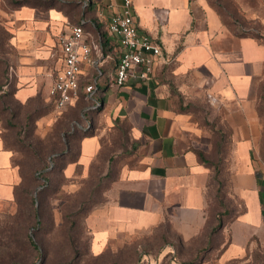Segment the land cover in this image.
I'll return each instance as SVG.
<instances>
[{
	"label": "crops",
	"instance_id": "1",
	"mask_svg": "<svg viewBox=\"0 0 264 264\" xmlns=\"http://www.w3.org/2000/svg\"><path fill=\"white\" fill-rule=\"evenodd\" d=\"M58 1L10 10L0 0V20L21 104L51 96L59 36L81 25L90 46L66 108L79 119L58 193L88 202V255L120 257L151 237L163 243L156 257L172 259L178 242L190 258L204 251L200 264H264V40L241 29L224 0H130L136 26L162 55L148 79L119 87L120 49L107 25L121 0ZM230 1L238 13L249 0ZM54 122L41 117L38 135ZM15 159L0 140V204L14 201Z\"/></svg>",
	"mask_w": 264,
	"mask_h": 264
},
{
	"label": "trees",
	"instance_id": "2",
	"mask_svg": "<svg viewBox=\"0 0 264 264\" xmlns=\"http://www.w3.org/2000/svg\"><path fill=\"white\" fill-rule=\"evenodd\" d=\"M6 2L11 10L20 6H29L40 10L61 8L62 6L58 0H7ZM223 9L227 12L226 8ZM9 67L6 58L4 61H0V74L4 81H7ZM2 86L3 83H0V89ZM52 99L54 102V98ZM29 104L30 100L23 105L28 107ZM42 113L28 112L24 117L23 125L8 123L9 127L16 130V141L21 145V148L23 147L22 149L14 148L5 143L6 150L22 155V160L15 159L14 161L21 180L13 191V200L16 206L21 207V202H23L26 207V214L23 216V220L18 223L20 230L25 232L21 243L26 249L28 248L36 254L39 258L38 264H50V260H54V264H80L82 258H89L92 264H119L112 259L129 256L126 251L133 247L132 244L126 247L123 256L120 257L105 259L88 255L87 239L81 238L84 232L82 220L86 214L85 206L88 202L87 200L79 201L78 196H75L74 200L72 195L64 196L62 199L58 195L59 188L64 182L61 175L66 162L64 151L66 147L70 148L69 139L72 137L70 134L71 121L66 120L65 122L64 119H67L65 115L52 126L51 131L43 139L34 143L30 139L33 136L35 122L46 114V112ZM4 140L5 138H2L1 135V141L4 142ZM50 161L52 166H50ZM58 198L63 203L60 205L59 220L57 221L49 200ZM219 203L221 204L220 201ZM49 234H61L62 238L56 240L57 243H53V239L47 237ZM83 242L86 244H82ZM9 243H5L4 247L7 248ZM178 244L183 248L181 243ZM136 247L132 248V255L136 254ZM145 252L147 253L146 250ZM203 252L199 251L197 256L192 258L191 264H200ZM5 253L7 255L0 256V264H22L21 259L16 258L9 251ZM142 256H138V262L134 261L133 264H140ZM55 259H59V261L56 262Z\"/></svg>",
	"mask_w": 264,
	"mask_h": 264
},
{
	"label": "rangeland",
	"instance_id": "3",
	"mask_svg": "<svg viewBox=\"0 0 264 264\" xmlns=\"http://www.w3.org/2000/svg\"><path fill=\"white\" fill-rule=\"evenodd\" d=\"M7 0H2L5 7L9 8ZM222 8H226V14H231L236 22L239 23L240 28L243 29L245 32L252 34L262 40H264V0H249L248 2L242 3L238 9V13L236 10L235 3L233 4L230 0L223 1ZM225 19L229 20L228 17L225 15ZM8 38L9 35L4 29L3 23L0 20V61H4L7 59V55L11 53V50L8 45ZM1 71V69H0ZM5 82V83H4ZM0 83H3V86L0 89V140L1 135L2 138H5L4 142H2L3 147L5 148L6 145H11L14 148H21V145L17 143L16 139V130L12 127H9L8 123H12L13 125H23L25 115L30 111L32 113H44L46 112L45 116H52L56 122L66 115V120L78 121V115L74 112H70V110L66 109L64 111H57L52 99V96L49 98H42L41 96L33 97L30 100V104L25 106L16 100L13 95V77H11L10 72L8 71L7 81L1 78L0 74ZM28 100V101H29ZM27 101V102H28ZM42 113V114H43ZM43 117V116H42ZM39 118L35 122L33 136L30 139L32 142H37L43 139L45 136H39L36 132L37 130V122L40 120ZM54 122V124L56 123ZM7 127V128H4ZM16 141V142H15ZM24 151L27 153L26 149ZM28 154V153H27ZM16 159L22 160V155L16 153ZM50 166H52V162L50 161ZM55 200H49L51 208L56 215V204ZM26 214V207L21 202V207H17L14 201L12 203H1L0 204V256H5L9 251L12 255L16 256V258L21 259L22 264H38L39 258L30 251V249H26L24 245L21 243L22 238L24 237V230H20L18 223L23 220V216ZM47 237H51L53 239V243H57L56 240L62 238L61 234H49ZM81 238L86 240V234L83 232ZM9 243L7 248L4 247L5 243ZM82 244H86L83 242ZM136 254L132 255V247H130L126 252L129 253V256L112 259L115 260L116 263L119 264H133L134 261L138 262L139 257L142 256L143 251H147V257L142 258V264H169L175 262V264H191L192 258L186 255V251L179 246L177 242L172 243L175 254H173V258L168 259L167 257H156L158 250H160L161 246L163 245L160 241H154L151 237L147 241H137L136 242ZM144 249V250H143ZM142 251V252H141ZM160 254V253H159ZM132 255V256H131ZM59 261V259H57ZM55 259V261L57 262ZM168 261V262H167ZM92 264L89 258H82L80 260V264ZM170 263V264H171ZM50 264H54V260H50Z\"/></svg>",
	"mask_w": 264,
	"mask_h": 264
},
{
	"label": "built area",
	"instance_id": "4",
	"mask_svg": "<svg viewBox=\"0 0 264 264\" xmlns=\"http://www.w3.org/2000/svg\"><path fill=\"white\" fill-rule=\"evenodd\" d=\"M107 30L117 40L120 49L115 85L123 86L130 76L140 80L148 79L162 52L158 44L139 31L133 19L130 0H121L119 11L108 21ZM57 42L62 55L61 67L56 72L50 94L54 98L56 110L61 112L77 96L81 66L83 63H91V49L83 40L81 25L59 36ZM85 91L91 94L93 87L88 86Z\"/></svg>",
	"mask_w": 264,
	"mask_h": 264
}]
</instances>
